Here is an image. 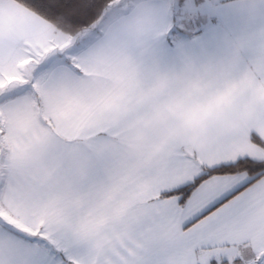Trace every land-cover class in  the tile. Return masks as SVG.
Wrapping results in <instances>:
<instances>
[{
  "label": "snow or ice",
  "instance_id": "snow-or-ice-1",
  "mask_svg": "<svg viewBox=\"0 0 264 264\" xmlns=\"http://www.w3.org/2000/svg\"><path fill=\"white\" fill-rule=\"evenodd\" d=\"M33 2L50 16L77 24L96 17L110 0ZM145 44L158 63L226 64L225 90L192 99L185 120L191 126L212 117L238 86L264 78V0H159L158 22ZM8 63L31 66L30 78L0 93V101L31 88L67 57L62 51L46 60L29 54L17 61L9 53ZM259 145L264 138L224 133L170 153L140 193L144 211L116 251L106 254L111 264H264V147ZM45 215L24 201L0 212V264H109L86 235Z\"/></svg>",
  "mask_w": 264,
  "mask_h": 264
},
{
  "label": "crops",
  "instance_id": "crops-1",
  "mask_svg": "<svg viewBox=\"0 0 264 264\" xmlns=\"http://www.w3.org/2000/svg\"><path fill=\"white\" fill-rule=\"evenodd\" d=\"M158 5L159 0L135 1L67 56V63L38 78L31 88L20 89L10 100L0 101V139H7L0 156L4 169L0 185L3 207L8 211L14 201H24L30 208L46 213L45 219L70 223L74 231L86 235L109 264L106 254L116 251V244L144 211L140 193L154 179L155 166L170 153L209 135L243 133L264 138V96L248 95L255 83L238 86L228 102L235 107V119L223 133L193 132L177 121L180 102L204 99L225 90L227 69L223 62L193 66L153 61L147 54L145 38L157 25ZM144 14L152 16L154 24L145 34L129 40L128 22ZM52 28L14 0H0V67L9 65V53L16 56L21 53V49L16 53L20 46H37L32 41L42 39ZM22 31L30 38L21 40ZM101 44L118 48L121 60L133 69L124 74L121 64L113 60L103 73H98L105 80L127 81L119 104L108 115L57 124L45 114L46 89L90 73L87 54ZM209 89L214 93L209 94ZM14 122L38 124L47 132L46 141L36 143L27 155H17L11 138ZM251 143L255 144L252 139Z\"/></svg>",
  "mask_w": 264,
  "mask_h": 264
},
{
  "label": "clouds",
  "instance_id": "clouds-1",
  "mask_svg": "<svg viewBox=\"0 0 264 264\" xmlns=\"http://www.w3.org/2000/svg\"><path fill=\"white\" fill-rule=\"evenodd\" d=\"M154 18L150 15H138L127 24V37L134 40L145 34L154 24ZM21 40L30 38V34L22 31ZM90 73L77 76L74 79L62 80L46 89L44 94L45 114L60 125H69L98 115H108L114 106L118 105L122 92L127 81L120 78L105 80L98 73H103L106 67L113 60L121 64V72L129 74L133 69L126 66L120 58L118 48L101 44L98 48L87 54ZM256 87L250 89L248 95L259 93L264 96V78L255 82ZM209 94L214 90L209 89ZM192 99L180 102V110L177 114V121L185 124L187 112ZM244 97L241 98L243 103ZM235 119V107L228 103L223 104L212 117H203L191 126H187L193 132L215 131L225 132ZM12 143L17 150V155H27L36 143H44L47 139V132L36 123L16 124L11 129Z\"/></svg>",
  "mask_w": 264,
  "mask_h": 264
},
{
  "label": "rangeland",
  "instance_id": "rangeland-1",
  "mask_svg": "<svg viewBox=\"0 0 264 264\" xmlns=\"http://www.w3.org/2000/svg\"><path fill=\"white\" fill-rule=\"evenodd\" d=\"M135 1L137 0L111 1L104 9L101 16L93 23V25L88 28L82 29L75 35H67L57 29L52 28L51 31H49L47 35L42 39L38 40L37 42L32 41L33 43H36L37 46L27 44V47H23V49L21 48L22 46L17 48L16 53H18L20 49L21 53L19 52V55H16L15 58L17 61L26 60L28 55L31 54L33 56H36L39 60H46L48 56L57 55L62 51L65 53L66 57L70 56L71 54H74V52L77 51L80 47H83L89 39H92L93 36L97 33V30L100 26H104L117 15H120L122 12L127 11ZM32 66H34V64ZM0 72L3 73V79H0V93H4L6 92V87H11V89L8 88L10 91L18 87L20 84H23L24 78L26 76L30 78L31 66L25 64L23 68H21L15 65L11 67L8 65L6 67H0ZM1 112L2 111L0 108V113ZM0 124L1 130L2 122ZM6 141V137L0 139V156L3 154V151H5L4 145H6ZM2 142H4L3 146L1 144ZM3 171L4 169L1 165L0 160V185H2V175L4 174ZM0 212H4L5 214H7L8 212L5 207H3L1 201Z\"/></svg>",
  "mask_w": 264,
  "mask_h": 264
},
{
  "label": "trees",
  "instance_id": "trees-1",
  "mask_svg": "<svg viewBox=\"0 0 264 264\" xmlns=\"http://www.w3.org/2000/svg\"><path fill=\"white\" fill-rule=\"evenodd\" d=\"M15 2L19 3L29 11L33 12L35 15L39 16L40 18L44 19L50 25L61 31L62 33H65L67 35H75L78 32H80L82 29L88 28L101 16L104 9L102 8L98 10V14L96 17H93L90 19L87 23H77V24H70L66 22L64 19L58 16H50L46 11L42 10L37 6L36 3L33 2V0H14ZM113 0H110V2ZM254 137V136H252ZM252 141L255 143V139L253 138ZM260 147H264V145H259Z\"/></svg>",
  "mask_w": 264,
  "mask_h": 264
}]
</instances>
